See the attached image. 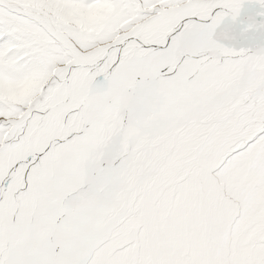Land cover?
Segmentation results:
<instances>
[{
    "label": "snow or ice",
    "instance_id": "snow-or-ice-1",
    "mask_svg": "<svg viewBox=\"0 0 264 264\" xmlns=\"http://www.w3.org/2000/svg\"><path fill=\"white\" fill-rule=\"evenodd\" d=\"M0 264H264V0H0Z\"/></svg>",
    "mask_w": 264,
    "mask_h": 264
}]
</instances>
